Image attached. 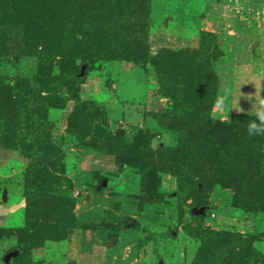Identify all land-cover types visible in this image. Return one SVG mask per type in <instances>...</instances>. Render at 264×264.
Wrapping results in <instances>:
<instances>
[{
	"label": "rangeland",
	"instance_id": "1",
	"mask_svg": "<svg viewBox=\"0 0 264 264\" xmlns=\"http://www.w3.org/2000/svg\"><path fill=\"white\" fill-rule=\"evenodd\" d=\"M63 1L62 17L51 4L27 14L30 36L63 31L59 54L0 30V86L51 108L55 147L35 161L43 186L27 179L32 157L0 145V264H264V128L248 129L264 100V0H129L116 27L117 0ZM164 48L180 62L167 89L152 67ZM188 61L216 77L211 101H183ZM38 194L62 212L50 217L68 224L62 239L33 240Z\"/></svg>",
	"mask_w": 264,
	"mask_h": 264
},
{
	"label": "trees",
	"instance_id": "2",
	"mask_svg": "<svg viewBox=\"0 0 264 264\" xmlns=\"http://www.w3.org/2000/svg\"><path fill=\"white\" fill-rule=\"evenodd\" d=\"M13 0L12 7L8 9L0 8V30L4 28L7 31H9L16 39H21L22 37H25L30 39V42H33V40H38L42 38L41 43L42 45L40 47H45L47 44H50V48L45 49L44 55L48 54L50 56L56 55L60 53V50H64V46L59 45V39L58 37L60 34L63 33V31H57L56 34L57 38L53 39V34L50 36H41L40 33L35 37V31L33 33V36H30L31 34L28 33V29H33L30 26L29 23L27 24L29 10H32V14H36V10H39L43 7H49V5H53L52 7L55 9L57 8L58 4H65L63 0ZM111 1L108 3L111 7V10L108 15L112 16V19L109 18V24L110 26H115L117 22L115 21L117 18L116 11H114V8L117 6L122 5H129V0H117ZM24 3V5H23ZM57 5V6H56ZM30 7V8H29ZM58 10L55 12L57 16L62 17L63 12L60 11V7L57 8ZM37 15V14H36ZM30 21V20H29ZM110 29L109 31H112ZM136 31V32H135ZM132 32L133 34L140 35L137 30ZM1 32V31H0ZM41 32V31H40ZM15 38H13L15 40ZM133 38V37H132ZM57 39V40H56ZM48 40V41H46ZM147 46V45H146ZM28 48L30 46H27ZM89 47V46H87ZM90 48V47H89ZM23 49V48H22ZM21 49V50H22ZM27 49V48H26ZM78 52H72L68 55H65L66 59H68L70 62H75L76 60H83L86 58L84 55L87 53L86 50L82 47L81 49H78ZM136 50V52L134 51ZM12 51V50H11ZM133 53H138L139 49H131ZM146 51H148V47H146ZM178 53L176 51H173L171 49H161L157 56L153 58L154 60H159V62H153L154 66H152L155 69L156 76L158 78V82L161 83L164 89H167L170 86V79L167 77V73L169 70L173 72H177V69L179 68L180 62H177ZM160 58V59H159ZM182 70L189 68V73H191V79L188 78L187 84H184L186 86L185 88V95L183 96V101L189 105V106H196L197 103H204L207 99V95L210 93L211 85L216 89V83L217 79L207 77V80H205L203 77H201L199 69H203V71L206 70L203 62H199L198 65L194 64L192 61L188 62H182ZM197 69V70H196ZM49 76V75H48ZM175 81V78H173ZM177 80V79H176ZM46 84V82H45ZM171 89V88H170ZM173 90V89H171ZM168 93V92H167ZM174 93V92H173ZM35 93L28 92L24 89L18 92V95L14 98L12 93L0 86V145L1 147H4L2 142H7L8 139H10L9 142H13V146L11 148H15V150H20L24 155L32 157V167L28 170V176L27 179L30 180L29 183H35L39 179H42L40 182L41 185L45 186L49 181L52 179V176L45 175L46 168L45 165H43V161L35 162L36 160H39L41 158L39 157H48L50 159V156H54V149L55 147L51 144H48L46 136L47 134L43 131V127H45V124L47 122L46 120V110L51 109L50 107L47 108L46 103H43L41 101H37L35 98ZM206 101H211L210 99H207ZM17 117L19 124L21 125V128L25 129L22 130L17 129L16 127H10L11 123L10 121ZM10 123V124H9ZM13 128V129H12ZM14 134L15 137L13 138L11 135ZM8 142V144H9ZM10 145V144H9ZM53 149V150H52ZM36 155V156H35ZM50 161V160H49ZM36 163V164H35ZM54 164V163H53ZM34 172V173H33ZM35 180H32V179ZM39 184V185H40ZM36 192H38L36 190ZM44 197V196H43ZM42 195H34V201L36 205L39 207H35L34 209L38 211V219L43 216L46 218L47 216L49 219L42 218L41 220H38L34 223L36 229L32 233H34L33 240L40 237L41 234L45 236H58L57 240H60L62 236H66L67 233V227L68 224L63 226L59 225L58 223L50 220L51 214H54V216H60V213L55 212L54 209H52L51 206H46L48 203L46 201L49 200V198H43ZM42 202H45L46 205H43ZM41 204V206H40ZM69 222V221H68ZM52 228L53 230L50 231L48 228ZM33 230V229H32ZM62 235V236H61ZM43 237V236H42ZM62 239V238H61Z\"/></svg>",
	"mask_w": 264,
	"mask_h": 264
},
{
	"label": "clouds",
	"instance_id": "3",
	"mask_svg": "<svg viewBox=\"0 0 264 264\" xmlns=\"http://www.w3.org/2000/svg\"><path fill=\"white\" fill-rule=\"evenodd\" d=\"M260 104L261 108L255 113L256 118L260 121V124L258 125L255 121L250 122L248 125L249 133H251L252 129L264 128V100H261Z\"/></svg>",
	"mask_w": 264,
	"mask_h": 264
},
{
	"label": "water",
	"instance_id": "4",
	"mask_svg": "<svg viewBox=\"0 0 264 264\" xmlns=\"http://www.w3.org/2000/svg\"><path fill=\"white\" fill-rule=\"evenodd\" d=\"M5 262H8V258L6 259V261Z\"/></svg>",
	"mask_w": 264,
	"mask_h": 264
}]
</instances>
